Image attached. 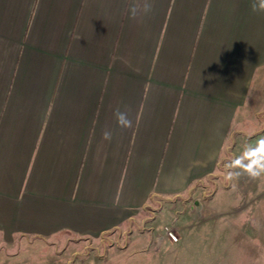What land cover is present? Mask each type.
I'll return each instance as SVG.
<instances>
[{"label":"crops","instance_id":"1","mask_svg":"<svg viewBox=\"0 0 264 264\" xmlns=\"http://www.w3.org/2000/svg\"><path fill=\"white\" fill-rule=\"evenodd\" d=\"M129 4L0 0V264H86L68 242L105 237L151 263L226 257L225 218L202 207L223 205L231 186L209 182L261 112L264 13L250 0H154L138 22ZM125 107L134 123L121 130Z\"/></svg>","mask_w":264,"mask_h":264},{"label":"rangeland","instance_id":"2","mask_svg":"<svg viewBox=\"0 0 264 264\" xmlns=\"http://www.w3.org/2000/svg\"><path fill=\"white\" fill-rule=\"evenodd\" d=\"M261 103V112L256 113L257 122L248 120V140H240L238 149L234 152L235 154L231 155V159L234 155L236 156V161L230 162V158L220 160L219 172L220 175L224 174L225 176L221 175L219 178H215V181L211 180L209 182L211 186H231V191L225 194L223 205H220L219 208H212L205 202L203 203L202 217L210 215L224 217V230L227 233L230 232L232 236L231 244L229 248H226V257L223 258L224 262H216V264H264V174L252 178L244 171V165L248 162L244 156L245 150L249 147L255 148L259 142H264V85ZM257 133L256 140H249V136ZM232 173L237 174L236 178L228 179L227 177ZM191 206L193 209H200V206H195V204H191ZM163 216L161 218L162 222H160L162 227L163 224L171 226L172 212L165 211ZM172 228L177 238H179L178 231L174 227ZM57 239L59 246L64 244L67 246L64 235L58 236ZM111 240L113 241L114 239L105 237L102 240L98 238L89 242L71 240L68 242V245L70 244L69 249H72L71 254L77 260H86V264H172V260L164 257V255L162 261H159L158 258L156 260L154 259L155 263H151L150 260L153 257L149 255L138 254L128 256L122 253L124 240L115 243L113 249L107 251V248L110 247ZM23 243L20 248L22 251L25 249ZM44 247L40 242H37L32 251H36L38 254L49 253L50 249H45ZM153 252L158 256V252ZM97 254H102V258L105 256L104 260L100 261ZM228 255L230 256L228 257ZM70 258L72 257L70 256ZM193 259L197 261L198 258L195 256ZM205 259L202 258V260ZM215 260L217 261L219 258ZM184 264L194 263L188 261Z\"/></svg>","mask_w":264,"mask_h":264},{"label":"clouds","instance_id":"3","mask_svg":"<svg viewBox=\"0 0 264 264\" xmlns=\"http://www.w3.org/2000/svg\"><path fill=\"white\" fill-rule=\"evenodd\" d=\"M153 8L154 0H130L128 14L131 19L142 22L145 17L152 13ZM250 8L253 12L264 13V0H250ZM114 116L119 129L126 130L133 126L134 121L129 107L115 109ZM112 136L113 130L105 127L102 131L103 139L110 141ZM244 156L248 161L244 165V171L250 177L256 178L264 174V142H259L255 148H247ZM236 176V173H232L227 178L234 179Z\"/></svg>","mask_w":264,"mask_h":264},{"label":"built area","instance_id":"4","mask_svg":"<svg viewBox=\"0 0 264 264\" xmlns=\"http://www.w3.org/2000/svg\"><path fill=\"white\" fill-rule=\"evenodd\" d=\"M163 231L171 241H177V235L175 234L173 228L170 225H164Z\"/></svg>","mask_w":264,"mask_h":264}]
</instances>
